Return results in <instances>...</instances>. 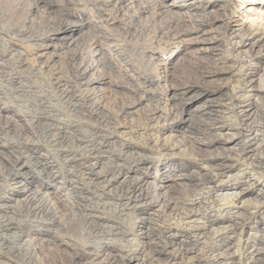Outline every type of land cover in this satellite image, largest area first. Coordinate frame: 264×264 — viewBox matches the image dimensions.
<instances>
[{
  "label": "rangeland",
  "instance_id": "374dc122",
  "mask_svg": "<svg viewBox=\"0 0 264 264\" xmlns=\"http://www.w3.org/2000/svg\"><path fill=\"white\" fill-rule=\"evenodd\" d=\"M35 1L37 0H0V65H2L0 72L3 71L0 73V196L4 199L9 197L6 201L8 206H13L15 201L21 200V197L8 194L9 189L6 185L10 184L9 171L16 168L14 161L17 158L25 157L23 160L30 158L31 149L37 145L40 147V153L50 155L49 151H51L53 152L51 155L55 157H58L59 150L67 149L76 156V160L90 157L89 153L93 152L92 156L103 159V169L105 168L103 170L101 166H96L94 174L95 172L106 173L108 182L101 184L99 181L97 188L101 189H97V197L94 195L95 198L87 202L90 198L89 194H96V191L85 189L86 184L91 187L88 184L89 181L79 182L78 175L74 173V178L70 179L79 184L84 182V185L79 187L83 188L81 193L84 190L85 192L80 199L77 194L72 193V198L67 202L68 204L66 203V209L62 206L61 210L58 208L57 196L66 195L67 192L60 191L58 184L63 183L61 176L64 175L63 171H68L69 168L60 167L57 175L53 177L46 171L32 167L33 163L30 160L31 166L27 171L29 175L26 174L19 178H26V184H29L26 191L33 190L37 186L42 188L40 195H43L46 199L44 202H47L54 211L53 216L57 224L51 223L49 218L32 220L30 224L26 222L27 225L24 227L26 237L20 242L10 243L9 246L15 247L12 256L0 250V263L27 264V260L32 258L37 264H89V261L95 257L92 254L96 249L104 255H117V251L120 252L118 254L120 256L133 253L140 260L146 252L148 242L159 241L157 231L160 225L170 223V227L174 228L172 230L177 229L179 232L185 231L188 234L191 232L208 234V230H212L209 229L210 224L207 223V219L200 217L197 218L195 227L188 230L169 216L163 219L158 212L159 209L156 208L158 203L155 202H160L161 210L165 211V215H171V210L178 207V204H181L180 201L189 204L190 201L200 199L203 195L206 201L202 200L204 201L202 206L208 207L207 209L201 208L199 212L214 214L211 216L213 218H217L220 213L223 215L231 208L233 212L256 214L257 220L246 222L243 228L240 227L234 231V234L229 233L227 240L237 245L239 237L243 240L247 238V234L251 233L248 247L262 250L260 257L262 260H259V263L257 261L256 264H264V170L252 169L251 171L252 166L243 164L238 160L237 153L233 154L234 144H231L230 138L236 141L242 140H239L241 139L239 137L240 127L232 121L233 116L228 107L231 90L240 80L239 60L235 53L229 51V36L235 29L242 31L251 29L257 32L256 36H264V0H129L132 3L129 4L132 10L118 13L113 10L115 0H110L100 3V8L98 7L100 11L103 9L100 14L103 19L107 20L105 23L100 22L99 14L93 9V4L100 0L95 3L88 0H39L42 2L36 8L33 5ZM63 2L67 3L69 12L62 7ZM44 4H50L49 11L47 7L44 8ZM159 4L169 7L171 13L166 14L160 11L157 14L154 8ZM144 5L149 6V11L134 16L133 12L136 7ZM226 6H230L229 11L222 16L221 8ZM193 12H197V15L191 16ZM61 13L70 14L69 19L72 22L68 26L70 31L72 30V35L63 36L62 38L67 37V39L59 41L50 34V36L46 34L45 19H49L51 23L53 21V27H56V16ZM133 27H138L142 35L139 40L135 38L129 42L126 31ZM27 32L31 33L27 34ZM99 32L105 34L102 48L97 47L94 42ZM83 33L86 36H83ZM29 36L34 38L38 36L39 40L32 43ZM48 37H50L48 43H43L44 38ZM71 37L77 43L68 47L64 43ZM85 39L89 42H85ZM62 41L64 43H61ZM100 49L107 53L106 60L110 68H107V65L101 61L100 55H97ZM39 54L44 56L47 54L42 59L43 61L47 60L48 56L50 57L49 69H41V64H33L32 59ZM117 55L121 57L117 58ZM25 59H27L26 64L22 62ZM259 61L256 66L258 73L264 69V57L261 56ZM125 62L133 67L122 66L121 64ZM84 68L87 69L86 81H90L87 88L78 85L79 83L84 84L85 79L80 77V72ZM18 76L20 85L17 86L20 88H16V85L9 79ZM55 77L57 80L54 79ZM101 78L105 80L102 83L97 82L96 79ZM149 79L153 84L148 83ZM55 82H60L61 89L67 88L68 94L73 96L71 102L73 107L70 108L72 110L68 109V104L64 103L66 100L57 97L59 93L55 90L57 89ZM51 85L53 91H51ZM259 96L264 97V89H260ZM48 110H54L52 111L54 113L50 114H55L57 119H62L66 121V124L69 122L74 126V135L69 138V146L64 144L55 132L49 137L47 135L51 134H46L42 128L36 127V117L41 112H44V115L41 114L42 117L46 116L45 112ZM202 111L209 119L200 117ZM147 120L151 122L148 123ZM215 120L219 123V127L236 129L237 136H216V134L211 133V135L202 131L205 124L211 126ZM142 126H148V128L151 126V128L144 132ZM258 137L261 139L260 136ZM91 138H94L95 142L92 143L94 145L92 148L82 149L81 145L78 146V143H75V140L89 141ZM50 140H52L51 143ZM231 153L235 159L232 158ZM148 156L152 160L148 159ZM143 159L152 163L150 162L149 165ZM144 162L145 165H143ZM78 163L72 164L74 171L78 169L80 164ZM81 164L84 162L81 161ZM81 172L84 173L83 170ZM97 175L99 177L100 174ZM146 178L151 181L149 193L156 194L154 199H150L152 204L146 202L143 209L135 214L145 219L152 216L151 225H147L146 221V225H142L143 223L135 216L137 220H132L130 217V219L119 221L117 219L119 213L117 209H114L115 204L126 194H130L132 187H140L141 182ZM16 181L20 182V180ZM257 185L263 188V192L259 191ZM210 187L219 190L218 193L213 194L209 190ZM230 188H234L230 190L232 192L246 190H244L245 196L240 204L233 206L224 198L219 196L216 198L215 194L225 195L229 193ZM138 194L140 195L141 192ZM138 194L133 195L135 197ZM142 194H145L144 190ZM97 198H99L101 208L96 206L95 202L98 200L95 199ZM224 200L226 203H223ZM109 202L112 205H109ZM22 203L24 204L20 209L17 208L18 205H15L17 210L25 212L29 206L31 207L28 201ZM9 216L13 220L19 219L18 213ZM88 216L101 219H96L91 223ZM218 218L223 219V217ZM131 222L135 225L137 235H140V229L143 227V232L148 235V238H142L144 243H139L138 246L130 242V237L124 239L122 234L127 233ZM112 223L116 228L120 225L123 231L119 232L120 236L107 237V234H111L108 230ZM0 226H2L1 223ZM217 226L214 225V227ZM84 227L85 229L82 230ZM213 233L206 236L213 238ZM255 236L259 237L255 238ZM22 241L27 242L28 245ZM228 241L227 244H229ZM172 249L175 255L177 249L175 246ZM236 257L241 261L233 260L232 264L241 262V264H247L246 254L240 255L239 253ZM139 262L131 260L130 264H139ZM171 263L181 264L179 258ZM248 263L255 264L250 260ZM145 264L167 263L165 260H160ZM183 264H231V261L218 262L210 256L202 262L185 260Z\"/></svg>",
  "mask_w": 264,
  "mask_h": 264
},
{
  "label": "bare ground",
  "instance_id": "6f19581e",
  "mask_svg": "<svg viewBox=\"0 0 264 264\" xmlns=\"http://www.w3.org/2000/svg\"><path fill=\"white\" fill-rule=\"evenodd\" d=\"M88 1H92L93 3H95L97 0H88ZM105 1H110V0H100L99 2L93 4V9L97 11V13L99 14L98 19H100L101 23H105L107 20L103 19V16L100 14V9H98V7L100 8V3L105 2ZM137 1V0H136ZM42 1H35L33 3V5L35 6V8L39 5V3ZM64 3V2H63ZM99 3V4H98ZM106 3V2H105ZM113 10L115 13L121 12V11H125V10H132L129 7V4H132L131 1L129 2V0H115V2H113ZM62 4V3H61ZM67 4V3H66ZM65 3L63 4L62 7H64V9H66V11L69 12L68 9V5H66ZM50 4L45 5L44 4V8L47 7V10L49 11V6ZM230 8V6H226V7H222L221 10L222 12H220L223 16V14L226 11H229L228 9ZM68 9V10H67ZM158 12L161 11V13H166V14H170L171 13V9L169 7H166L164 5H158L154 8ZM152 10V9H151ZM47 11V12H48ZM149 11V6L144 5V6H137L135 11L133 12L134 16H138V14H142V13H147ZM154 11V10H153ZM111 12H113L111 10ZM113 12V13H114ZM155 13V11H154ZM159 13V14H161ZM197 12H193L191 16H193L194 14H196ZM48 14V13H47ZM70 14L68 15H63L61 13V15H57L56 16V23L57 26L53 27V21L52 23L50 22L49 19H45V30H46V34L48 33V35L50 34L53 38L61 41V40H66L67 37L62 38L63 36H69L72 35L70 28H69V24H71V20L69 19ZM135 18V17H134ZM51 19V18H50ZM134 22V21H133ZM132 26V25H131ZM32 30V29H31ZM236 30V29H235ZM232 31L231 36H229V51L231 53H235L237 55V59L238 61V68H239V75H240V80L239 83L237 84V86L233 87L231 90V95L229 97L228 100V107L230 108V114H232V118H233V122H235L239 127H240V131H239V137H241L242 141H236L234 140V138H230V142L233 145V154L234 152L237 153V158L238 160H240L241 162H243V164H248V166H252V169H260V170H264V97L263 96H259L260 95V89H264V69L261 71L260 69V73L256 72V66L259 64V60H261V56L264 57V36H256V31L255 30H251V29H247V30H239L237 29L236 31ZM4 31V30H3ZM28 31V30H27ZM255 31V32H254ZM241 32V34L239 35V33ZM14 33V32H13ZM31 33V32H30ZM29 32H27V34H30ZM132 33V34H130ZM8 34V33H7ZM43 34V33H42ZM45 34V33H44ZM129 34V36H128ZM25 35V34H24ZM49 35V36H50ZM82 35V34H81ZM86 36V34L83 33V36ZM126 35L128 37L129 42L133 41L135 38H138V40L140 39V35H142L141 30L138 29V27H133V28H129V30L127 29L126 31ZM258 35V34H257ZM23 36V35H22ZM28 37V36H27ZM49 38H44L43 43H48ZM250 38V39H249ZM29 39H31V42L34 43L36 41H38V36L36 38L34 37H30ZM28 39V40H29ZM34 39V40H33ZM43 39V38H42ZM104 39H105V34L104 33H97L95 36V43L97 45V47H101L102 44L104 43ZM30 41V40H29ZM85 42H89L88 40L85 39ZM136 42V41H134ZM61 43H64L63 41ZM75 43H77V41L71 37L69 39V41H66L68 47L74 45ZM86 45V44H85ZM112 46V45H111ZM102 48V47H101ZM116 48V47H115ZM2 50V49H1ZM111 51H113V49H111ZM98 54L100 55V59L101 61H103V63H105L107 65V68H110L109 64L107 63L108 61L106 60V54L105 51H103V49H100L97 51ZM49 53V52H48ZM111 53V52H110ZM47 55V54H46ZM45 55V56H46ZM142 55V54H140ZM10 56V55H9ZM44 55L39 54L37 55L34 59H32L33 64H41V69L42 68H46L49 69V65H50V57H47V60L45 59L44 61L42 60L44 57ZM52 56V55H51ZM118 56V55H117ZM121 56H118L117 58H120ZM22 58V57H21ZM263 59V58H262ZM6 60V59H5ZM27 59H25V61H22L23 63L26 64ZM30 61V60H29ZM100 61V62H101ZM3 62V61H2ZM15 62V61H14ZM121 63V62H120ZM3 64V63H2ZM19 64V63H18ZM29 64V63H28ZM97 64V63H96ZM30 65V64H29ZM98 65V64H97ZM122 66L125 65H129L127 62H125L124 64H121ZM2 67V65H0ZM37 66V65H36ZM264 66V65H263ZM0 67V70H2ZM25 67V66H24ZM40 67V66H39ZM97 67V66H96ZM130 68H132V65H129ZM19 68V67H18ZM40 69V70H41ZM43 69V70H44ZM3 71H1L0 73H2ZM51 72V71H50ZM35 73V72H34ZM52 73V72H51ZM87 73V69L84 68L83 70H81L80 72V77L84 78V84L83 83H79L78 85L81 87H89L90 81H86V75ZM16 75H18L17 73H15ZM39 75V74H38ZM6 76V75H5ZM10 76V75H9ZM54 76V75H53ZM3 77V76H2ZM45 77V76H44ZM76 77V76H75ZM4 78V77H3ZM58 78V76H57ZM16 86V88H20L17 85H20L19 82V76L18 77H11L9 78ZM52 79V78H51ZM56 79V77L54 78ZM79 79V78H78ZM91 79V78H90ZM43 80V79H42ZM57 80V79H56ZM55 80V81H56ZM61 80V79H60ZM97 82L102 83V81H104L105 79H96ZM151 79L148 80L149 84H153L152 81H150ZM48 82V81H47ZM81 82V81H80ZM93 82V81H92ZM56 83V82H55ZM78 83V82H77ZM48 84V83H47ZM50 84V83H49ZM60 82L56 83V88L55 89L57 91L59 98H61L62 100H66V104L68 109H70L71 107H73L71 105L72 102V98L73 96H70L67 92V88L65 89H61V86L59 85ZM59 85V86H58ZM63 85V83H62ZM66 86V85H65ZM67 87V86H66ZM52 89V85L50 87ZM55 88V87H54ZM85 88V89H86ZM70 89V88H69ZM54 89H52L51 91H53ZM257 90V91H256ZM259 90V91H258ZM55 92V91H54ZM73 92V91H72ZM24 93V92H23ZM48 95V94H47ZM56 95V94H55ZM50 96V95H48ZM38 97V95H37ZM36 98V97H35ZM49 99V98H48ZM254 99V100H253ZM45 100V99H44ZM53 100V99H52ZM88 100V99H87ZM40 101V100H39ZM47 101V100H46ZM157 101V100H156ZM42 102V100H41ZM61 102V101H60ZM161 102V101H160ZM258 102V105L256 106ZM78 103V102H77ZM43 105V104H42ZM255 105V106H254ZM41 106V105H40ZM44 106V105H43ZM42 107V106H41ZM55 107V106H54ZM66 108V107H65ZM44 109V108H43ZM53 109V108H51ZM156 109V108H155ZM72 110V109H70ZM228 110V109H226ZM42 111V110H41ZM44 111V110H43ZM54 111V110H52ZM51 110H48L47 112H45V114H47L46 116L42 117L41 114L44 115V112L40 115H38L35 119V123H36V127H40L42 128V130L45 131V133H49L51 135H47V136H53L52 133L55 132V134L57 136L60 137V139H62V142L64 144H67L68 146L70 145L69 142V138H71L74 134H73V128L74 126H72V124L67 123L66 121L62 120V119H57V115L55 114H50V113H54ZM59 111V110H58ZM58 113V112H57ZM72 116V115H71ZM84 117V116H83ZM200 117H204L205 119H209L207 118L208 116H206L205 113L200 114ZM65 118V117H64ZM148 118V117H147ZM57 119V120H56ZM99 119V118H98ZM59 120V121H58ZM75 120V119H74ZM152 120V119H151ZM151 120H147L146 122H151ZM209 122V121H208ZM147 123V124H148ZM66 124V125H65ZM146 124V123H145ZM211 126H208L205 124L204 129L202 131H206L207 133H213L216 134V136H234L237 134L235 133L236 129H230L229 127H219V123H217V121L215 120L214 122L211 123ZM65 125V126H64ZM64 126V127H63ZM142 130H149V128H151V126L148 128V126H142ZM203 128V127H202ZM7 129H9V127H7ZM5 130V129H4ZM204 132V133H206ZM143 133V132H142ZM226 133H230L229 135H227ZM86 135V134H85ZM101 135V134H100ZM212 135V134H211ZM260 136L261 139H258ZM140 137V136H139ZM99 138V137H98ZM50 139V138H49ZM73 139V138H72ZM88 139V138H87ZM227 139V138H226ZM53 140V139H52ZM50 140V143L51 141ZM97 140V139H96ZM56 141V140H55ZM48 142V141H47ZM57 142V141H56ZM54 142V143H56ZM98 142V141H97ZM49 143V142H48ZM75 143H78V146H82L83 148H92L94 147V145L92 143L94 142V138H91V140H75ZM89 143V144H88ZM59 144V143H58ZM124 145V144H123ZM217 145V144H216ZM35 146V145H33ZM53 146V144L51 145ZM50 146V147H51ZM60 146V145H59ZM77 146V148H78ZM98 146V145H97ZM121 146V145H120ZM49 147V146H48ZM67 147V146H66ZM102 147V146H101ZM32 148V147H31ZM69 148V147H67ZM127 148V147H126ZM30 149V148H29ZM220 149V147H219ZM78 150V149H77ZM97 150V149H96ZM222 150V149H221ZM91 151V150H89ZM103 151V150H102ZM40 147L37 145L36 147L31 149L30 152V158H28L27 156V160H23L25 159V157H23V159H19L17 158L14 161V164L16 165L15 169H12L11 171H9V181L10 184L6 187H8L9 189V195H13V196H17V197H21V200H17L15 201L13 204V206H8V202L7 199L9 198L7 196V199H4L0 196V223L2 224V226H0V250L4 251V254L6 255H13L14 253V248H12V246H9L11 242L15 241H21L24 237H26V233L24 232V227H26V222H28L30 224V222L32 220H36V219H44L46 220L47 218H49L51 220V223L53 224H57V222L54 220V216H53V210L52 208H50V206H48L47 202H44V197L43 195H40L42 188L37 186L35 188L30 189L29 191H26L25 189H27L29 184H26V178L25 179H21L19 178L20 176H25L26 174L29 175L28 168L32 165V167H34L35 169H40L42 171H46L49 175L55 177V175H57L58 170L60 167L65 166L66 168H69V170L67 171H63L64 175L61 176L62 177V181L61 184L59 183L58 185H60V187L58 188L60 191H65L67 192V196L64 194H61L59 196H57V201H58V208H62L64 207L66 209L67 205L66 203L72 198L71 194L75 193L79 196L78 199H80V196H83V193H81L83 190V188L81 189L79 186H82V184L79 183H75V181L71 180L70 178H74L73 174L76 173V175H78L77 179L79 182L81 181H89L88 184L91 187H88L87 184L85 187V189H95L96 194H89L90 198L87 200L90 201L93 198H95V196L97 197V189H101V188H97V185L100 184H104L106 182H108L107 180V176L106 173L102 174L96 173L94 174V171L96 169V166H101V168L103 169V159H101V157H96V156H92V153H89V155H91L90 157L88 156L87 158H82L79 160H76L74 156V154L70 151H68L67 149H65V151L59 150L58 153V157L52 156L51 154L53 152L49 151V154H42L40 153ZM46 152V151H45ZM78 151H76L77 153ZM80 152V151H79ZM82 152V151H81ZM108 152V151H107ZM123 152V151H122ZM129 152V151H128ZM48 153V152H47ZM75 153V154H76ZM85 153V152H84ZM120 153V152H119ZM130 153V152H129ZM87 154V153H86ZM96 154V153H95ZM232 154V153H231ZM232 154V155H233ZM83 155V154H81ZM88 155V154H87ZM220 155V154H218ZM235 155V154H234ZM234 158L235 159V157ZM86 156V155H85ZM124 156V155H123ZM126 156V155H125ZM223 156V155H222ZM146 157V156H145ZM103 158V156H102ZM150 157L148 156V159ZM227 158V157H226ZM236 158V159H237ZM115 159V158H114ZM123 159V158H122ZM126 159L128 160V158L126 157ZM125 159V160H126ZM151 159V158H150ZM32 161L33 164L30 165V162ZM144 160V159H143ZM152 160V159H151ZM80 161V162H79ZM84 162V164H81ZM96 161L94 164L91 162ZM147 164H149L151 161H147L146 159L144 160ZM80 164H79V163ZM115 162V161H114ZM120 162V161H119ZM123 162V161H122ZM131 162V161H129ZM145 162L143 163V165H145ZM78 163L79 167L76 171H74L72 168V164H76ZM89 163V164H87ZM132 163V162H131ZM136 163V162H135ZM152 163V162H151ZM236 163V162H235ZM240 163V162H239ZM85 164H87L85 166ZM116 164V163H115ZM84 165V166H83ZM107 165V164H106ZM105 165V167H106ZM150 165V164H149ZM229 165V164H228ZM227 165V166H228ZM234 165V164H233ZM237 165V163H236ZM109 166V165H108ZM123 166V165H122ZM127 166V165H126ZM243 166V165H241ZM120 167V166H119ZM128 167V166H127ZM152 167V166H151ZM226 167V166H225ZM75 168V167H74ZM110 168V167H109ZM113 168V167H112ZM123 168V167H122ZM125 168V167H124ZM135 168V167H134ZM245 168V166H244ZM105 169V168H104ZM103 169V170H104ZM107 169V168H106ZM231 169V168H230ZM243 169V168H241ZM240 169V170H241ZM246 169V168H245ZM248 169V168H247ZM81 170L84 171L81 172ZM101 170V169H100ZM108 170V169H107ZM110 170V169H109ZM116 170V169H115ZM123 170V169H122ZM128 170V169H127ZM222 170V169H221ZM112 171V170H111ZM110 171V172H111ZM133 171V170H132ZM229 171V170H228ZM238 171V169H237ZM250 171V173H251ZM98 172V171H97ZM243 172V171H242ZM245 172V171H244ZM255 172V171H254ZM259 172V171H258ZM116 173V172H115ZM119 173V172H118ZM97 174H100L99 177ZM243 174V173H242ZM115 175V174H114ZM133 175V174H132ZM131 175V176H132ZM252 175V174H251ZM257 175V174H255ZM82 179V177H84ZM112 176V175H111ZM264 176V175H263ZM22 177V178H23ZM146 177V176H145ZM253 177V176H252ZM19 178V179H18ZM137 178V177H136ZM247 178V177H246ZM117 179V178H116ZM122 179V178H121ZM260 179V178H259ZM262 179V178H261ZM16 180H20V182H17ZM53 180V179H52ZM60 180V181H61ZM111 180V179H110ZM114 180V179H113ZM143 180V179H142ZM253 180V179H251ZM8 181V182H9ZM100 181V182H99ZM124 181V180H123ZM122 181V182H123ZM130 181V180H129ZM139 181V180H137ZM6 182V181H5ZM110 182V181H109ZM126 182V181H125ZM249 182V181H248ZM255 182V181H254ZM264 183V182H263ZM5 184V183H4ZM3 184V185H4ZM8 184V183H7ZM109 184V183H108ZM113 184V183H112ZM139 184V183H138ZM151 181L149 179H144L141 182V186L138 188L137 186L132 187V191L129 194H126L123 198H121L116 204H115V208L117 209L116 211L119 213L118 216V220H124V219H130V217H132V220H135L137 217V219L139 218L135 213L137 211H141L143 209V205L146 202H150V199H152L155 194L150 192L149 193V188ZM251 184V183H250ZM84 185V184H83ZM107 185V184H106ZM137 185V184H136ZM198 185V184H197ZM246 185V184H245ZM252 185V184H251ZM77 186V187H75ZM105 186V185H104ZM259 187V191L263 192V188L260 185H257ZM20 187V188H19ZM34 187V186H31ZM115 187V186H114ZM124 187V186H123ZM208 187V186H207ZM248 187V186H247ZM253 187V186H252ZM56 188V187H55ZM1 189V188H0ZM3 189V187H2ZM7 189V190H8ZM102 189H104V187H102ZM113 189V188H112ZM115 189V188H114ZM129 189V188H127ZM205 189V188H204ZM234 188H230L229 189V193L227 194H223V195H217L215 194L216 198L217 196H219L220 198H224L226 199L227 202H229L230 205H238L241 203L243 197L245 196V191L244 190H237V191H230L233 190ZM5 192L6 190L3 189ZM2 190V191H3ZM28 190V189H27ZM123 190V188H122ZM143 190L145 191V194H142ZM209 190L214 194V193H218L219 190L213 189V188H209ZM208 190V192H209ZM90 191V190H89ZM93 191V190H92ZM108 191V190H107ZM156 191V190H155ZM203 191V190H202ZM91 192V191H90ZM117 192V191H116ZM128 192V191H127ZM130 192V191H129ZM141 194L139 195L138 193ZM3 193V192H2ZM108 193V192H106ZM126 193V191H125ZM137 193L138 196H135L133 194ZM200 193V190H199ZM43 194V193H42ZM105 194V193H104ZM116 194V193H115ZM202 194V193H201ZM95 195V196H94ZM109 195V194H108ZM207 195V194H206ZM99 196V195H98ZM107 196V195H105ZM115 196V195H114ZM202 197L200 199H194L192 201H190V203L188 204L185 201H180L178 204V207H174V209H172V213L171 215H165V211L161 210L162 206L161 204H159L160 202H157L155 199V203L156 204V208L159 209V213L161 215V217L163 216L166 218V216H169L170 218L174 219L175 222L185 226L188 230H192L197 222V218H205L207 219V223H209L210 227L209 229H212L211 231L208 230V234L205 232H201L198 234H195L194 232H191V234L185 232V231H181L179 232L177 229L176 230H172L174 228L170 227V223L168 225H160L159 230L157 231V236L159 241L156 242H148L147 244V248H146V252H144V256H142L143 258H140L138 256H136L135 254H131V255H118L120 254V252H116L118 253L116 254H109V255H104L102 253H99V251H97V249L95 250V253L92 254V256H95L94 259H91L88 263L89 264H130L131 260H137L140 261L139 264H145L148 263L150 261H160V260H165L167 264L176 261V258H179V261L181 262V264H183V262L185 260H196L198 262H202L205 261V259H209L210 256L213 259H216V261L218 262H223V261H231V264L233 263V260L236 262H238L237 260H240L236 257V255H238L240 253V255L242 254H246V262L247 264L248 261L250 260L251 262H254L255 264L259 263V260H262L261 257V251L258 250L255 247H248L249 245V240L251 239V233L247 234V238L246 239H241L240 237L237 240V245H233L231 243V241H228L227 239L229 238L228 234L229 233H235L234 231H236L237 229H239L240 227L243 228L244 224L250 220L256 219V214H253V212L251 213H241L240 211L237 212H233V208L228 209L227 211H225L223 213V215L220 213L219 216L218 214L216 216L218 217H223V219L219 220L220 218H213L208 214L207 212L204 214L203 212L200 213L199 210L202 208L207 209L208 206H202L204 205V201H206L205 197L203 195H201ZM214 196V195H213ZM6 197V196H5ZM11 197V196H10ZM102 196H100L101 198ZM199 197V196H198ZM256 197V196H255ZM115 198V197H114ZM197 198V197H196ZM207 198V197H206ZM211 198V197H209ZM119 199V198H118ZM154 199V198H153ZM11 200V199H9ZM83 200V199H82ZM81 200V201H82ZM98 200L95 203L96 206L98 205L97 208H101V204H99V198L95 199ZM202 200H204L202 202ZM208 200V199H207ZM215 200V198H214ZM223 200V199H222ZM221 200V201H222ZM29 202L31 207L29 206V208L24 212V211H19L16 209L15 205H18L17 208L21 207L22 202ZM103 201V200H102ZM109 201V200H108ZM152 201V200H151ZM209 201V200H208ZM208 201H207V205H208ZM216 201V200H215ZM218 201V199H217ZM220 201V202H221ZM225 201V200H224ZM223 203H226V201ZM85 202V201H84ZM153 202V201H152ZM164 202V201H163ZM197 202V203H196ZM257 202V201H256ZM264 202V201H263ZM12 203V202H11ZM73 203V202H72ZM86 203V202H85ZM110 203V202H109ZM151 203V202H150ZM162 203V202H161ZM213 203V202H212ZM243 203V202H242ZM68 204V203H67ZM84 204V203H83ZM152 204V203H151ZM206 204V202H205ZM214 204V203H213ZM217 204V203H216ZM221 204V203H220ZM258 204V203H257ZM261 204H263L261 202ZM72 205V204H71ZM80 205V204H79ZM85 205V204H84ZM87 205V203H86ZM85 205V206H86ZM109 205H112L111 203ZM147 205V204H146ZM219 205V204H218ZM224 205V204H223ZM26 206V205H25ZM63 206V207H62ZM69 206V205H68ZM83 206V205H82ZM114 206V204H113ZM213 206V205H212ZM24 207V206H23ZM84 207V206H83ZM107 207V206H105ZM109 207V206H108ZM151 207V205L149 206ZM228 207V206H227ZM258 207V206H256ZM93 208V206H92ZM96 208V209H97ZM196 208L198 210H196ZM226 208V207H225ZM83 209V208H82ZM95 209V210H96ZM145 209V208H144ZM224 209V208H223ZM100 210V209H99ZM112 210V209H111ZM146 210V209H145ZM161 210V211H160ZM209 210V209H208ZM217 210V209H215ZM86 211V209H85ZM92 211V210H91ZM101 211V210H100ZM109 211V210H108ZM115 211V210H114ZM213 211V210H212ZM98 212V211H97ZM102 212V211H101ZM107 212V211H106ZM156 212V213H158ZM209 212V211H208ZM232 212V213H230ZM14 213H18V217L19 219L13 220L9 215ZM103 213V212H102ZM105 213V212H104ZM108 213V212H107ZM213 213V212H212ZM217 213V212H216ZM110 214V213H109ZM107 214V215H109ZM143 214V213H142ZM197 214V215H196ZM230 214V215H229ZM16 215V214H15ZM135 216V217H134ZM207 216V217H206ZM10 217V218H9ZM102 217V216H101ZM105 217V216H104ZM109 217V216H108ZM111 217V214H110ZM115 217V216H114ZM113 217V218H114ZM152 217V216H151ZM151 217L148 218H139V220L143 223L142 225H146L145 221L148 223L147 225H151L150 222L152 221ZM211 217V219L209 220V218ZM85 219V218H84ZM96 219H99V217H94V216H88V220L93 223L96 221ZM101 219V218H100ZM99 219V220H100ZM106 219V218H105ZM112 219V218H111ZM136 219V220H137ZM171 219V220H172ZM110 220V219H109ZM173 220V221H174ZM257 220V219H256ZM111 221V220H110ZM113 221V219H112ZM165 221V220H164ZM170 221V220H169ZM205 221V220H204ZM118 222V221H117ZM125 222V221H124ZM123 222V223H124ZM167 222H168V218H167ZM5 223V225H4ZM84 223V222H82ZM81 223V224H82ZM89 223V222H88ZM106 223V222H105ZM130 227H129V231L127 230V233H122L124 239H128L130 237V242H133L135 245L134 246H138L139 243H142V238H148L147 233L143 232V229H140V235L136 234V230H135V225L134 223H130ZM178 224V225H179ZM213 224V225H212ZM86 225V224H85ZM112 226H108L109 227V234L107 233V237L110 236H115L118 237L120 236L119 234L122 231V229L120 228V225L118 226V228H116V226L113 225V223L111 224ZM117 225V224H116ZM172 225V223H171ZM214 225H218L217 227H214ZM83 226V224H82ZM93 226V225H92ZM101 226V225H100ZM99 226V227H100ZM128 226V225H126ZM88 227V226H87ZM138 228V227H137ZM149 228V227H148ZM260 228V227H259ZM67 230V228H65ZM85 227L82 229L84 230ZM126 229V228H125ZM264 229V228H263ZM262 229V230H263ZM90 230V229H89ZM93 230V228H92ZM97 230V229H96ZM255 230V229H254ZM107 231V230H106ZM121 231V232H120ZM138 231V229H137ZM195 231V230H194ZM256 231V230H255ZM260 231V230H259ZM264 231V230H263ZM84 232V231H83ZM116 232V233H114ZM120 232V233H119ZM139 232V231H138ZM213 233V238H208L206 235H210L209 233ZM242 232V231H241ZM239 232V233H241ZM258 232V230H257ZM256 233V232H255ZM83 234V233H82ZM85 234V232H84ZM105 234V235H106ZM86 235V234H85ZM84 235V236H85ZM94 235V234H93ZM253 235V234H252ZM257 235V234H256ZM82 236V237H84ZM92 236V235H91ZM102 236V235H101ZM240 236V235H239ZM87 236H85L86 238ZM93 237V236H92ZM114 237V238H115ZM206 237L208 239H206ZM254 237V236H253ZM259 237V236H258ZM255 236V238H258ZM90 239V237H88ZM100 238V237H99ZM254 238V239H255ZM87 239V238H86ZM97 240V238H95ZM108 239V238H107ZM121 239V238H120ZM123 239V238H122ZM121 239V240H122ZM91 240V239H90ZM95 240V242H97ZM99 240V239H98ZM116 240V239H115ZM228 241L229 244H227L226 242ZM92 241V240H91ZM102 241V240H101ZM129 241V240H128ZM151 241V240H149ZM23 243L24 242L22 241ZM90 242V241H89ZM94 242V243H95ZM110 242V241H109ZM112 242V241H111ZM125 242V241H124ZM129 242V243H130ZM99 243V242H98ZM97 243V244H98ZM144 243V242H143ZM252 243V242H251ZM14 244V243H13ZM20 244V243H19ZM97 244H95V246H97ZM127 244V243H126ZM235 244V243H234ZM259 244V243H258ZM28 245V244H27ZM22 246V244H21ZM30 246V245H29ZM177 249V253L174 255V250L172 249V247H174ZM20 247V246H19ZM92 247V246H91ZM90 247V248H91ZM98 248V246H97ZM259 248V247H258ZM99 249V248H98ZM19 250V249H18ZM116 251V250H115ZM264 252V251H263ZM99 254H102L99 256ZM90 255V254H89ZM15 256V254H14ZM18 257V256H17ZM129 257V258H128ZM138 257V258H137ZM141 257V256H140ZM160 257H164V258H160ZM121 258V260H120ZM185 259V260H184ZM14 260V259H13ZM24 261V260H23ZM241 261V260H240ZM234 262V263H236ZM245 262V263H246ZM26 263V262H25ZM242 263V262H241ZM240 263V264H241ZM1 264V263H0ZM27 264H37L35 260H33L32 258L29 260H27ZM172 264V263H171ZM179 264V263H177Z\"/></svg>",
  "mask_w": 264,
  "mask_h": 264
}]
</instances>
